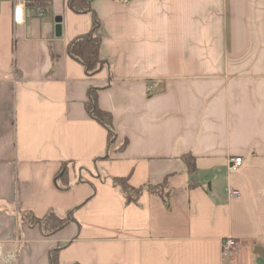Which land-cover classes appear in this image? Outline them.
<instances>
[{"label": "crops", "instance_id": "1", "mask_svg": "<svg viewBox=\"0 0 264 264\" xmlns=\"http://www.w3.org/2000/svg\"><path fill=\"white\" fill-rule=\"evenodd\" d=\"M27 1L21 23L0 8V264H264V0ZM95 15L89 75L68 46ZM115 177L170 194L127 203ZM50 213L72 220L49 234L27 217Z\"/></svg>", "mask_w": 264, "mask_h": 264}, {"label": "trees", "instance_id": "2", "mask_svg": "<svg viewBox=\"0 0 264 264\" xmlns=\"http://www.w3.org/2000/svg\"><path fill=\"white\" fill-rule=\"evenodd\" d=\"M93 1L94 0H69V5L71 9L77 13H94ZM99 28L100 21L95 15L91 32L75 38L68 46L69 54L84 65L86 72L89 75L97 73L105 64V61L100 55L102 35L99 33ZM88 109L93 117L107 126L109 130V144H113L116 135L113 128V117L111 113L103 111L97 106V95L95 89H91L90 91ZM185 159L189 165V172H194L196 169L195 160L188 156ZM113 182L115 185L120 187L126 197L127 203H137L145 190L150 193L158 194L162 197H166L170 194L169 191H166L165 187L167 181L159 185H149L147 188L134 187L129 183V177H115ZM27 217L30 218L32 223H39L43 227V230L52 234L63 228L72 220V213L69 214L67 218H60L53 213H50L43 219L34 217L30 214H27ZM52 262L53 264H57L56 254H53Z\"/></svg>", "mask_w": 264, "mask_h": 264}, {"label": "built area", "instance_id": "3", "mask_svg": "<svg viewBox=\"0 0 264 264\" xmlns=\"http://www.w3.org/2000/svg\"><path fill=\"white\" fill-rule=\"evenodd\" d=\"M5 1H11L14 4V20L15 23H21L25 19L24 15V6L25 4H29L27 0H0V8L1 5ZM28 7V6H27ZM29 12L31 15L36 16H46L45 8L43 5L39 3H31L29 5ZM154 85H156L159 89H163L164 81L160 78L154 80ZM244 164V158L241 156L231 157L229 159V170L237 171ZM230 197L238 198L240 197V192L235 189H230L229 191ZM239 247V241L235 237H226L222 241V255L224 259H230L234 253L237 251Z\"/></svg>", "mask_w": 264, "mask_h": 264}]
</instances>
